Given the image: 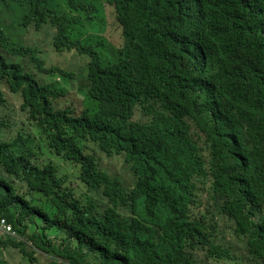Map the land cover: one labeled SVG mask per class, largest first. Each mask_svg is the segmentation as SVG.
I'll return each instance as SVG.
<instances>
[{
	"label": "trees",
	"instance_id": "trees-1",
	"mask_svg": "<svg viewBox=\"0 0 264 264\" xmlns=\"http://www.w3.org/2000/svg\"><path fill=\"white\" fill-rule=\"evenodd\" d=\"M9 1L0 0V85L21 93L31 138L78 165L105 205L76 197L53 158L37 162L30 138L0 134V166L25 183L18 191L0 179V215L31 241L0 235V251L22 256L0 264H41L38 252L47 264L231 261L219 217L264 264V0H106L121 27L110 31L115 46L100 51L79 37L83 11L101 0H12L27 9L22 24L47 23L58 30L57 49L66 43L85 55L72 64L84 72L73 95L66 85L76 72L46 69L36 47L16 44L3 16ZM102 156L121 160L130 180Z\"/></svg>",
	"mask_w": 264,
	"mask_h": 264
},
{
	"label": "rangeland",
	"instance_id": "rangeland-1",
	"mask_svg": "<svg viewBox=\"0 0 264 264\" xmlns=\"http://www.w3.org/2000/svg\"><path fill=\"white\" fill-rule=\"evenodd\" d=\"M102 4L105 7V14L108 15L109 17L111 15L113 16V14L110 11V8L108 7L106 3V0H102ZM101 26H105L104 21ZM114 27H116V25L114 24L109 25L108 27L107 34L110 35V38L111 36H115V34L113 35V31L110 32ZM11 30L16 40L19 39L21 44L28 45L30 47H32L33 45H36L38 48L43 49L47 56L48 62L49 63L53 62L52 63L53 66H56L64 71L75 73L76 69L72 66V64L79 66L80 64L87 62L85 55L84 56L80 54L73 55L72 50L61 49L57 51L54 45L52 44V36H53V33H55V31L48 24H44L39 30H35L32 26L24 28L19 25L16 26L15 24H12ZM83 74H84L83 71L76 72V77L72 78L73 83L71 81L72 79L69 80L68 84L66 85L69 95L70 94L73 95L75 93V91L78 88V82H79L78 79ZM53 78L58 79L59 77L58 75H54ZM0 86L4 93V98L6 99L5 102L0 103V124H1L0 134H1L2 139L12 140L16 137L18 138L19 135H22L20 139H26L27 141H29L28 138H30L31 141H29L26 146L28 150H31L34 152H36L35 151L36 148L38 149L40 157L37 159V162H42V161L46 162L50 159L52 160L53 158L58 167L57 176L60 175L63 177L65 185L73 191L74 195L76 197H79L81 200H84L87 195L92 196L96 199V202L98 203V207L103 208L105 205V199L101 196L100 192L87 191L85 185L80 181L78 177V174H79L78 165L56 157V155L53 152L51 153L49 151L48 147L44 146L43 140H41L42 139L41 137L39 138V135H36L33 138H31L30 133H32L33 123L28 118L27 112L21 108V104H22L21 94L20 95L13 94L12 92H9L6 89H4L2 85ZM61 86L64 87L62 83H61ZM85 102L84 104H86L87 107H91L93 105V103L90 101L86 100ZM102 163L105 166V168H107L111 173L122 176L127 181L130 180V176L127 173V168L121 162V160L114 159V158H106L102 156ZM1 171L4 172L0 168V172ZM0 177H3L7 181H12L13 185L18 187V191L25 189V183L24 181L20 179H16L15 177H12L11 175H8L6 173H5V176L0 175ZM34 205L40 206L41 210L49 218L56 217L54 210L50 209L44 200H37L34 203ZM36 219L40 225H45L44 223L46 222V220L43 217L37 216ZM218 223L220 224V226L223 227V231L225 234V237L221 239L222 241L227 240V244L232 247L234 258L231 261L210 260L209 263L210 264H256L244 252L243 241L239 238L237 239L235 236L234 237L230 236L231 229L230 227H228L229 222L225 220L224 218L219 217ZM55 226H58V224L55 223L52 225L53 228ZM48 230L52 231V229H48ZM32 231H33V228L32 226H30L28 227L26 233L30 234ZM0 256H2L4 259H7L9 261L11 260L15 263L16 262L20 263L21 261L20 259L22 258L21 254L16 248H10V247L5 251L1 249ZM37 257L40 259L41 264H47L49 262V257H47L46 255L44 256L40 252H38Z\"/></svg>",
	"mask_w": 264,
	"mask_h": 264
},
{
	"label": "clouds",
	"instance_id": "clouds-1",
	"mask_svg": "<svg viewBox=\"0 0 264 264\" xmlns=\"http://www.w3.org/2000/svg\"><path fill=\"white\" fill-rule=\"evenodd\" d=\"M107 5H108V7H110L109 3H107ZM86 8H88L87 11H83L84 13H83V15L81 17V20L84 21V23H87V25L83 24V26L86 29V31H85V33L80 35L81 37H79V38H84L85 36H89V38H91V40H92L91 42H96L97 41L96 42V47L97 48L95 46H93V45H91L92 49L88 47L89 49L95 50V51H100L102 49L103 42H105L106 45H107V43L110 42L112 44L110 46H115L113 44L114 41L112 42L111 38H110V35L107 34L109 25L114 24L117 27L118 26L121 27V25L119 24L120 22L117 21V19L115 18V15L112 12L111 13L113 14V16L110 14L111 15L110 17L105 14V7L102 4V0H101L100 6L95 4V5L91 6V7H86ZM26 13H27V9L24 6L20 5L19 1L10 0L8 7L3 12V16H4L5 19H8L9 22H11L12 24H15L16 26L19 25V26L24 27V28L32 26L35 30H39L44 25L43 24L40 28H35L33 25H24V24H22L23 18L26 15ZM86 14H87V16H86ZM72 15L78 17L79 13L78 12H73ZM103 21L105 22V26H101L103 24ZM29 24H34V23H29ZM45 24H47V23H45ZM70 25H72L71 27L76 26V21H73ZM49 26H51V25H49ZM51 27L55 31V33H53V36H52V44H53V41L57 37L58 30H56V28L53 27V26H51ZM114 34H115V32H113V35ZM14 39H15L16 44L17 43L21 44L19 39L16 40L15 37H14ZM61 45H62L61 49H68L67 48L68 46H67L66 43L65 44H61ZM24 46L30 47L28 45H24ZM35 47L40 51V53L38 52V54L40 55V59L43 60V62H44L43 63V67L46 68V69H49L51 66H53L52 65L53 62H50V63L48 62L47 56H46V54H45L43 49L38 48L36 45H33L30 48H35ZM54 47L56 48L57 51L61 50V49H57L59 47H57L55 45H54ZM70 50L73 51L74 49H70ZM106 54H109V52L107 50H106ZM14 93L18 94V95L21 94L20 92H14ZM0 130H1V124H0ZM0 168L6 174L11 175L12 177H15L16 179H20L18 176L6 172L2 166H0ZM4 172L1 171L0 175L5 176ZM0 179H2V181H4V182L7 181L3 177H0ZM9 182L13 183L12 181H9ZM9 236H12V237L14 236L17 240H21L22 239V240L28 242V244H31V241L27 237L25 238L24 235H20L15 229H14V234H10Z\"/></svg>",
	"mask_w": 264,
	"mask_h": 264
},
{
	"label": "built area",
	"instance_id": "built-area-1",
	"mask_svg": "<svg viewBox=\"0 0 264 264\" xmlns=\"http://www.w3.org/2000/svg\"><path fill=\"white\" fill-rule=\"evenodd\" d=\"M14 234L12 223L5 217L0 215V235Z\"/></svg>",
	"mask_w": 264,
	"mask_h": 264
}]
</instances>
